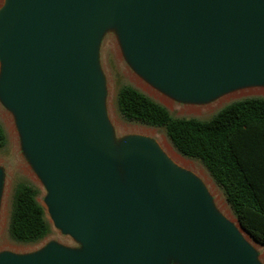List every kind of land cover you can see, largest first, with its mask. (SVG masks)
<instances>
[{
	"label": "water",
	"instance_id": "water-1",
	"mask_svg": "<svg viewBox=\"0 0 264 264\" xmlns=\"http://www.w3.org/2000/svg\"><path fill=\"white\" fill-rule=\"evenodd\" d=\"M109 32L177 103L264 91V0H4L0 101L50 224L74 245L1 252L0 264H264L197 175L149 137H117L100 54ZM4 179L0 167V205Z\"/></svg>",
	"mask_w": 264,
	"mask_h": 264
},
{
	"label": "trees",
	"instance_id": "trees-1",
	"mask_svg": "<svg viewBox=\"0 0 264 264\" xmlns=\"http://www.w3.org/2000/svg\"><path fill=\"white\" fill-rule=\"evenodd\" d=\"M127 123L162 129L183 157L200 162L222 191L248 236L264 248V98L234 101L209 120L179 119L131 85L117 98ZM7 144L0 125V150ZM38 188L21 183L14 192L9 234L17 243L45 239L51 224L38 201Z\"/></svg>",
	"mask_w": 264,
	"mask_h": 264
},
{
	"label": "rangeland",
	"instance_id": "rangeland-1",
	"mask_svg": "<svg viewBox=\"0 0 264 264\" xmlns=\"http://www.w3.org/2000/svg\"><path fill=\"white\" fill-rule=\"evenodd\" d=\"M4 0H0V7ZM101 67L107 84V109L110 121L119 138L130 135H142L155 140L163 151L169 155L177 156L183 163H178L188 171L197 175L207 186L214 197L215 206L220 213L235 223L237 220L227 204L222 191L215 184L206 168L198 161L187 159L181 156L169 141L166 132L162 129L147 127L138 124L125 122L118 113L117 98L120 89L124 85H131L140 90L154 101L165 106L171 115L179 119L209 120L226 105L245 98L263 97L264 92L249 94L238 92L225 95L207 104H180L155 89L143 80L127 64L119 39L114 32H109L101 46ZM0 125L2 126L7 144L0 150V167L4 170V188L0 205V253H30L38 251L50 242L56 241L65 246H73L71 238L63 236L56 231L51 224L49 235L42 241L35 244H23L14 241L9 234V224L12 212L14 192L21 183H31L38 188V201L46 209L44 199L46 191L36 176L34 170L24 156L21 149L20 135L17 129L14 115L7 110L0 101ZM261 253V261L264 263V248L255 245Z\"/></svg>",
	"mask_w": 264,
	"mask_h": 264
},
{
	"label": "bare ground",
	"instance_id": "bare-ground-1",
	"mask_svg": "<svg viewBox=\"0 0 264 264\" xmlns=\"http://www.w3.org/2000/svg\"><path fill=\"white\" fill-rule=\"evenodd\" d=\"M249 94H252V93H261V92H264L262 90H259V89H249L247 91H243L242 93L245 94V93H248ZM233 96V95H231ZM172 160H174L176 163H183L177 156H175L174 154H172L171 156Z\"/></svg>",
	"mask_w": 264,
	"mask_h": 264
}]
</instances>
